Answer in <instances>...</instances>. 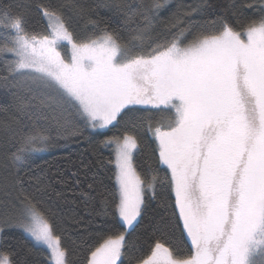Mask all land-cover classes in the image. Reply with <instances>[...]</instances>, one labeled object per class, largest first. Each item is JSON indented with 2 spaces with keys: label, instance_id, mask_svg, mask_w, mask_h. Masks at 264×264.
Segmentation results:
<instances>
[{
  "label": "snow or ice",
  "instance_id": "snow-or-ice-1",
  "mask_svg": "<svg viewBox=\"0 0 264 264\" xmlns=\"http://www.w3.org/2000/svg\"><path fill=\"white\" fill-rule=\"evenodd\" d=\"M31 7L22 0L0 7V96L10 101L3 111L12 109L0 122V166L8 173L3 187L22 205L9 212L16 205L0 202V225L22 228L47 245L51 264H67V250L37 211L48 185L36 177L29 191L22 172L53 134L123 122L122 141H102L117 145L115 215L123 231L101 237L87 264H118L146 193H154L157 176L146 182L134 167L142 133L156 143L175 210L154 226L159 238L137 264H264V4L258 18L236 30L223 19L219 27L198 20L205 5L194 0L162 22L167 34L155 30L159 10L168 7L161 0L116 4L135 25L126 41L91 20L93 31L78 40L62 11H82L76 0L57 8L37 3L47 28L29 32ZM176 232L190 241L189 254L162 242ZM0 264L23 261L0 249Z\"/></svg>",
  "mask_w": 264,
  "mask_h": 264
},
{
  "label": "trees",
  "instance_id": "trees-1",
  "mask_svg": "<svg viewBox=\"0 0 264 264\" xmlns=\"http://www.w3.org/2000/svg\"><path fill=\"white\" fill-rule=\"evenodd\" d=\"M10 0H0V7ZM30 3L31 9L26 17V28L29 32L43 33L47 21L42 19L36 10L37 3L50 4L57 8L63 0H22ZM82 8L78 11L65 7L63 15L67 26L76 38L83 39L93 31L89 21L98 22L101 28H107L118 34L122 40H127L129 29L134 24H126L123 14L114 5L125 4L135 6L139 0H76ZM151 0H145L150 3ZM204 11L196 18L201 21H215L219 27L220 20L227 21L236 30L253 18L259 17V8L264 0H202ZM168 7L159 10V19L155 30L167 34L163 21L175 12L178 7L194 3V0H161ZM234 3L239 12L233 15L230 4ZM253 5V7H247ZM139 19V18H137ZM10 101L0 96V122L8 119V113L3 111ZM142 107V106H135ZM158 115L156 119H161ZM125 131L124 123L110 125L104 129L83 128L81 132L71 130L61 136L53 134V140L47 150L35 154V162L31 168L22 172V186L29 191H35V178L40 177L48 185L47 194L39 197L37 211L48 220L52 226L53 236L60 238V246L67 250V264H87L90 251L101 241V237L116 235L123 231L122 222L115 215V202L118 201V191L115 179L114 148L115 143L104 144L109 138H122ZM156 143L148 133H142L139 138V148L134 151V167L145 181L157 176L154 193L145 195L142 215L137 217L134 227L126 234L124 254L118 264H137V260L150 254L159 233L154 232V226L161 217H171L175 210V197L165 181L166 168L159 166ZM8 173L0 166V202L11 200L19 211L22 205L15 199L17 193L12 188H4L5 176ZM9 195L5 196V192ZM3 209L0 208V214ZM106 213V214H105ZM0 232V249H11L23 264H51V252L47 245L35 242L22 228L2 226ZM165 242L177 254L187 255L190 252V241L176 232L173 237L164 238Z\"/></svg>",
  "mask_w": 264,
  "mask_h": 264
},
{
  "label": "rangeland",
  "instance_id": "rangeland-1",
  "mask_svg": "<svg viewBox=\"0 0 264 264\" xmlns=\"http://www.w3.org/2000/svg\"><path fill=\"white\" fill-rule=\"evenodd\" d=\"M61 51H62V54H69V53H68V49H67V47L62 48ZM122 138H123V137H122ZM122 138H120L121 141H122ZM113 148H114V164H115L117 145L114 144V145H113ZM115 179H116V165H115ZM116 186H117V191H118L117 181H116ZM118 196H119V192H118ZM134 222H135V221H134ZM53 244H55V241H53Z\"/></svg>",
  "mask_w": 264,
  "mask_h": 264
}]
</instances>
